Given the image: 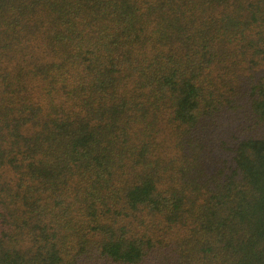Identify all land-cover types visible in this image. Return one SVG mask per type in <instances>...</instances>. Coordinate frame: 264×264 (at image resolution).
I'll list each match as a JSON object with an SVG mask.
<instances>
[{
    "label": "trees",
    "instance_id": "trees-1",
    "mask_svg": "<svg viewBox=\"0 0 264 264\" xmlns=\"http://www.w3.org/2000/svg\"><path fill=\"white\" fill-rule=\"evenodd\" d=\"M0 264H264V0H0Z\"/></svg>",
    "mask_w": 264,
    "mask_h": 264
}]
</instances>
